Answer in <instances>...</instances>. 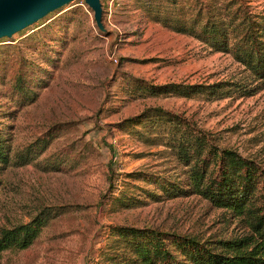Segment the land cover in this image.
I'll return each instance as SVG.
<instances>
[{"label":"rangeland","instance_id":"374dc122","mask_svg":"<svg viewBox=\"0 0 264 264\" xmlns=\"http://www.w3.org/2000/svg\"><path fill=\"white\" fill-rule=\"evenodd\" d=\"M101 1L105 31L85 0H74L0 39V126L12 159L0 167V229L59 208L30 247L0 253V264H91L110 225L210 244L251 232L245 220L191 191L190 166L173 135L179 128L154 109L264 170V83L231 53L153 17L176 9L191 19L202 8L205 21L210 8L227 19L238 8L261 19L264 0H116L111 11ZM20 77L33 99L16 90ZM161 85L170 90L155 88ZM219 85L225 88L211 92ZM203 86L209 92H195ZM39 140L48 146L15 164Z\"/></svg>","mask_w":264,"mask_h":264},{"label":"trees","instance_id":"16d2710c","mask_svg":"<svg viewBox=\"0 0 264 264\" xmlns=\"http://www.w3.org/2000/svg\"><path fill=\"white\" fill-rule=\"evenodd\" d=\"M173 1L177 6V0ZM207 11L205 21L202 8L200 16L198 11L191 19L181 18L182 14L176 13V9L163 13V17L159 10H155L153 19L177 32L194 34L218 51L231 53L254 78L264 83V16L257 19L247 13L241 15L237 8L232 17L225 19L215 17L210 8ZM17 82L16 90L22 94V99H33L36 93L24 85L23 77ZM171 86L177 92H187V87L182 88L180 84ZM237 86L236 90L242 89L241 85ZM167 87L155 88L165 92L170 90ZM222 88L225 87L219 85L211 92ZM208 89L203 86L195 92H209ZM154 111V116L168 117L174 128L175 123L179 128H175L173 135H179V153L190 166L191 191L245 220L251 232L239 239L210 244L196 236L157 228L110 225L106 243L99 248V254L91 264H264V170L254 160L234 150L210 145L205 134H196L195 131L189 134L186 129L190 126L174 118L169 111L162 108ZM3 112L0 109V113ZM40 141L43 143L39 144ZM48 144V140L33 142L16 155L15 164L31 162ZM11 160L10 145L0 126V167L8 165ZM57 209L44 208L27 223L0 229V253L30 247L48 222L59 215Z\"/></svg>","mask_w":264,"mask_h":264},{"label":"water","instance_id":"95a60500","mask_svg":"<svg viewBox=\"0 0 264 264\" xmlns=\"http://www.w3.org/2000/svg\"><path fill=\"white\" fill-rule=\"evenodd\" d=\"M72 1L74 0H0V39L12 37ZM85 2L94 12L97 27L105 31L102 1Z\"/></svg>","mask_w":264,"mask_h":264},{"label":"built area","instance_id":"2783aa9c","mask_svg":"<svg viewBox=\"0 0 264 264\" xmlns=\"http://www.w3.org/2000/svg\"><path fill=\"white\" fill-rule=\"evenodd\" d=\"M115 1L116 0H107V8H108L109 11H111L112 7L114 6ZM115 60H116V58H115Z\"/></svg>","mask_w":264,"mask_h":264}]
</instances>
